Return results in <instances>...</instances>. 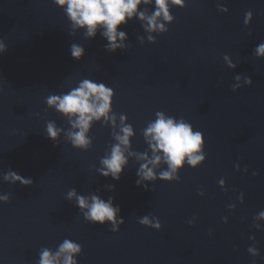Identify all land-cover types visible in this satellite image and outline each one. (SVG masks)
<instances>
[{
	"label": "water",
	"instance_id": "95a60500",
	"mask_svg": "<svg viewBox=\"0 0 264 264\" xmlns=\"http://www.w3.org/2000/svg\"><path fill=\"white\" fill-rule=\"evenodd\" d=\"M183 5H169L164 32L130 20L119 29L125 48L110 53L99 32L89 40L74 31L53 0H0V196L9 197L0 202V264H38L43 249L55 253L66 239L81 247L77 264H264V57L255 53L264 43V0ZM154 10V0L140 6ZM72 44L84 48L80 60ZM85 79L114 92L109 119L92 122L86 150L73 147L69 133L78 129L46 103ZM157 112L204 137V161L185 163L178 180L159 179L163 159L156 179L137 176L147 163L140 157H153L144 131ZM126 125L134 133L121 146L127 164L118 181L105 178L101 160ZM10 172L32 184L6 181ZM73 189L111 199L119 230L87 222L68 199ZM145 216L160 230L142 226Z\"/></svg>",
	"mask_w": 264,
	"mask_h": 264
},
{
	"label": "clouds",
	"instance_id": "9594fccd",
	"mask_svg": "<svg viewBox=\"0 0 264 264\" xmlns=\"http://www.w3.org/2000/svg\"><path fill=\"white\" fill-rule=\"evenodd\" d=\"M152 2L153 0H53V3L65 13L74 31H83L85 39L89 40L95 39L99 32L107 40L106 51L110 53L125 48L124 41L127 40V34L119 29L121 26L127 25L130 20L139 19L144 23L146 32H164L166 29L160 22L161 19L167 23H171L173 19L169 12V5L184 6L183 0H154L155 10L150 16L140 11L142 4L148 5ZM250 19L251 13L249 12L246 14L245 23H248ZM148 39L150 42L153 41L152 36H149ZM5 51L6 46L0 40V53ZM70 52L75 60H80L84 56V48L79 44H72ZM255 53L257 56L264 57V43L257 45ZM236 79L239 80L240 77L237 76ZM245 82L249 86L252 84L250 77H247ZM113 96V90L103 83L85 79L80 82L77 88L67 94L49 96L46 103L49 107H54L57 112L68 117L72 127L78 129V131L69 133L73 147L86 150L91 144L86 135L91 124L101 118L109 119ZM125 119L122 116L121 122L123 123ZM111 120L114 123L115 116H112ZM58 131L54 124L47 125L49 139L55 140ZM120 132L121 134L115 137L118 143L112 147L110 156L101 160L103 168L99 170L103 177L111 176L113 180L117 181L127 164L121 146H129L130 137L134 135L131 126L127 125L121 127ZM144 136L152 149L153 157L150 160L146 155L140 157L147 161V163L141 164L137 172V176L143 180L157 178L153 168L159 165L162 159L168 165V170L161 172L159 176V179L163 181L178 180V172L183 169L185 163L195 168L204 161V137L201 132H194L192 125L183 119L177 121L172 117H166L162 112H157L156 120L145 129ZM159 153H162L163 156L161 157ZM5 180L18 182L25 187L32 184L31 179H25L15 172L6 173ZM139 183L138 180V186ZM73 198L87 222L99 225L111 224L113 232L118 231L119 225L124 223L122 218L117 220V213L120 209L112 205L111 199L105 202L95 195L91 197L77 195L74 189L68 193V199L72 200ZM8 201L7 195L0 196V202L8 203ZM260 215L264 217V212ZM139 223L157 230L161 228L158 220L152 223L147 216L141 218ZM81 251L79 244L66 239L59 245L55 253L49 249H43L39 254L38 264H77L74 258L81 254ZM249 252L252 255H258L254 249L250 248Z\"/></svg>",
	"mask_w": 264,
	"mask_h": 264
}]
</instances>
